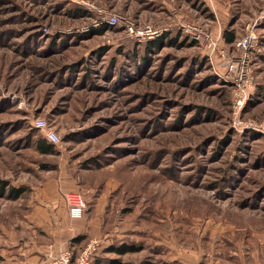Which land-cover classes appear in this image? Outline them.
Returning <instances> with one entry per match:
<instances>
[{
	"label": "rangeland",
	"instance_id": "1",
	"mask_svg": "<svg viewBox=\"0 0 264 264\" xmlns=\"http://www.w3.org/2000/svg\"><path fill=\"white\" fill-rule=\"evenodd\" d=\"M112 13L120 22L94 31ZM187 24L231 53L256 31L255 88L241 111L219 77L220 50ZM38 117L61 135L59 153L38 151ZM64 166L87 207L88 194H107L96 253L106 263L264 256V0H0V264H17L16 223ZM12 186L25 192L9 198ZM123 243L142 248L105 251Z\"/></svg>",
	"mask_w": 264,
	"mask_h": 264
},
{
	"label": "crops",
	"instance_id": "2",
	"mask_svg": "<svg viewBox=\"0 0 264 264\" xmlns=\"http://www.w3.org/2000/svg\"><path fill=\"white\" fill-rule=\"evenodd\" d=\"M82 174V171H79L80 177ZM68 175L66 167H61L58 176H55L57 179L45 180L31 195L26 205V213L16 223L21 227V232L12 235V238L17 237L19 240L16 245L17 264H47L50 253L59 254L66 248H72L73 253L77 254L90 237L105 233V217L109 205L106 192L88 194V207L84 216L72 219L64 192L74 190L79 182L76 176L68 178ZM77 237L84 238L75 241ZM223 250L218 255L212 251L208 252L206 264H264V256L258 254L257 250L235 248L228 251L227 256ZM168 258L171 261L170 251ZM194 262L193 259L190 264Z\"/></svg>",
	"mask_w": 264,
	"mask_h": 264
},
{
	"label": "built area",
	"instance_id": "3",
	"mask_svg": "<svg viewBox=\"0 0 264 264\" xmlns=\"http://www.w3.org/2000/svg\"><path fill=\"white\" fill-rule=\"evenodd\" d=\"M119 22L120 15L112 13L94 20V26L99 27L104 23L116 25ZM127 28L130 33L143 35L142 31L137 32L134 30L133 23L127 24ZM185 28L191 31L196 39L205 40L206 45L211 50H220L219 54L222 57L224 68L221 72H218L219 77L231 87L234 112L241 111L255 88L256 75L252 54L257 49L259 40L256 31L249 25L244 36L237 41V47L240 51L231 53L227 48L221 47L219 40L215 39L210 33L204 34L202 29L192 24H187ZM33 124L43 132V136L48 142L56 146L62 143L61 135L49 126L44 118H36ZM64 198L70 217L72 219L82 218L87 209V200L84 194L79 190H67L64 192ZM100 245L101 239L93 237L76 255L70 248L62 250L59 254L50 253L48 264H93ZM193 264L203 263L197 260Z\"/></svg>",
	"mask_w": 264,
	"mask_h": 264
},
{
	"label": "trees",
	"instance_id": "4",
	"mask_svg": "<svg viewBox=\"0 0 264 264\" xmlns=\"http://www.w3.org/2000/svg\"><path fill=\"white\" fill-rule=\"evenodd\" d=\"M111 27L112 26H110L109 24L104 23L101 26L97 27L94 31H98L99 30L100 32H102V31L107 30V29H109ZM224 38H225V40H226L227 43L234 42L235 39H236L235 32L232 31V30H226V31H224ZM151 45L152 44L150 43L149 46H151ZM251 95H253V92H252ZM36 146H37V149H38V151L40 153L46 154V155H48V154H54V153H59L61 151L58 146H56V145L48 142L44 138V136L42 137V135L36 141ZM43 168L48 169V170H52V169H55L56 168V165L55 164H52V165H48V164L45 165V164H43ZM8 184H5V183L0 184L1 189H2L3 192H5V186L8 185ZM23 192H25V188H23V187L18 188V187H13L12 186L8 190V195H9V198L16 199L20 195H22ZM82 238H84V237H77L75 239V241H80ZM107 248L108 249H105V251H112V252H115L117 255L121 256L122 254H126L128 252H137L142 247L140 245L123 243L120 246H115V245L112 246L111 245L110 247H107ZM74 255H76V254L74 253ZM105 258L106 257H103V256H98V257L95 256L94 257V260H93V264H121V260L119 258H111V259H109V261L107 263L105 262ZM171 262H173V261H171ZM147 264H151V263H147ZM169 264H170V262H169Z\"/></svg>",
	"mask_w": 264,
	"mask_h": 264
}]
</instances>
